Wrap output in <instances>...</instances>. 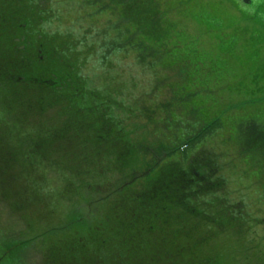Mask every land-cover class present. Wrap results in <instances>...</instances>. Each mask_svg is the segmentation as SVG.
I'll return each mask as SVG.
<instances>
[{
  "label": "trees",
  "instance_id": "16d2710c",
  "mask_svg": "<svg viewBox=\"0 0 264 264\" xmlns=\"http://www.w3.org/2000/svg\"><path fill=\"white\" fill-rule=\"evenodd\" d=\"M113 1L135 30L124 41L134 45L129 38L139 32L153 44H136L140 59H148V68L167 54L175 55L170 67L186 54L194 52L191 58L195 57L192 41L183 40V46L176 48L179 32L170 42L173 47H166L175 26L161 20L154 0ZM51 19L48 0H0V90L7 97L6 110L18 103L22 115H27L28 110L60 105L64 116L62 124L56 122L60 126L52 125L56 130L34 123L31 129L22 127L23 136L17 138L20 143H13L7 136L20 132L16 120L9 112H0V211L4 208L19 216L28 226H32L29 216L38 222L28 208L36 196V180L27 179L33 162L26 147L35 138V154L46 157L50 153L47 146H57L75 157L66 175L74 189L69 193L97 195L87 199L92 203L89 214L68 208L64 214L54 211L50 222L40 228L49 264H143L148 260L151 264H230L214 241L241 239L252 218L240 203H231L224 196L220 179L210 178L217 174L214 156L204 155L198 144L186 153L189 144L212 131V124L203 121L195 130V124L185 123L167 142L151 139L146 129L136 133L140 110L132 108V112L117 100L120 93L116 88L101 90L89 84L82 73L89 48L84 50L83 41L71 33L48 31ZM115 41L109 42L110 49L121 46ZM105 55L100 54L101 62ZM177 93L182 99L171 98L170 121H188H183L182 114L194 122L195 115L205 116L194 102L201 93L184 89L173 94ZM148 109L154 111L152 106ZM241 125V150L257 173L264 172V120L251 117ZM12 156L17 163L8 161ZM209 191L213 194L203 201L201 195ZM263 258H257L255 264L260 260L264 264Z\"/></svg>",
  "mask_w": 264,
  "mask_h": 264
},
{
  "label": "rangeland",
  "instance_id": "374dc122",
  "mask_svg": "<svg viewBox=\"0 0 264 264\" xmlns=\"http://www.w3.org/2000/svg\"><path fill=\"white\" fill-rule=\"evenodd\" d=\"M92 1L48 0L52 19L47 24V30L71 33L83 41V49L89 48L85 52L83 75L93 88H116L120 93L117 100L131 107L132 112L133 109L140 110V129L136 133L146 129L152 134L151 139L156 137L167 142L168 137L175 135L174 132L185 123L195 124V130L203 121L212 124V131L202 140H196L195 144H189L186 153L189 155L198 144L204 155L214 156L217 174L210 178L220 179L224 196L231 203H240L244 212L252 218L241 239L230 237L235 240L233 242L228 237H222L214 241L221 248L220 254L225 253L226 263L255 264L257 258L264 257V172L257 173L246 151L241 150L238 133L245 120L251 117L264 120V8L252 13L236 7L233 0H154L161 20L175 26L166 40V47H173L170 42L179 32L181 39L175 44L176 48L183 46V40L186 43L192 41L196 58H191L194 52L186 54L180 60L183 63L175 61L170 67L175 55L167 54L163 60L159 59L156 66L148 68L145 65L148 59H140L136 44L140 41L146 45L153 44L143 40L139 32H135L132 39L129 38L134 45L124 41L135 30L120 14L118 2L98 0L94 5ZM262 15L263 18H260ZM117 39L121 46L110 49L109 42H116ZM103 52L106 57L101 62L100 54ZM185 52L189 53L190 50ZM184 89L190 94L201 93L194 101L198 103L199 114L205 115L200 116L201 120L195 115L194 122L190 116L182 114L183 121H188H170L172 118L169 114L173 109L171 98L182 99V94L173 93ZM3 92L0 90V112H9L20 131L17 134L10 132L7 136L10 137L9 141L20 143L17 138L23 136L21 128L31 129L33 123L38 127L48 126L50 130H56L53 124L60 126L57 120L62 124L64 116L60 105L44 110H28L27 115H22L23 110L18 103L6 110L7 97H3ZM149 106L154 107V111L148 109ZM174 111L178 112L177 109ZM20 115L23 117L19 118ZM130 122L133 127L135 121L132 119ZM37 140L34 138L32 145L26 148L29 147L27 157L33 162L27 179L32 182L36 180V196L28 208L38 222L35 224L29 216L31 225H36L34 229L19 216L5 212L2 207L0 264H49L44 257L45 246L38 233L40 228L50 222L54 211L64 214L68 208L89 214L92 203L87 199L97 197L89 196L85 191L69 193L74 189L66 181V175H69L68 168H72L75 157L57 146H47L50 153L46 157L35 154L34 144ZM199 141L202 143L199 144ZM15 159L12 156L8 161L15 164ZM54 160L56 167L48 164ZM209 194L213 192L201 195L203 201L209 198ZM11 244L18 246L12 247ZM143 262L151 264V260Z\"/></svg>",
  "mask_w": 264,
  "mask_h": 264
},
{
  "label": "flooded vegetation",
  "instance_id": "af4514ba",
  "mask_svg": "<svg viewBox=\"0 0 264 264\" xmlns=\"http://www.w3.org/2000/svg\"><path fill=\"white\" fill-rule=\"evenodd\" d=\"M232 2L241 10L251 11L252 13L259 10V8H264V0H233ZM260 18H263V15Z\"/></svg>",
  "mask_w": 264,
  "mask_h": 264
}]
</instances>
